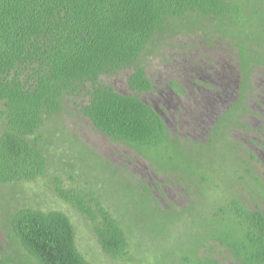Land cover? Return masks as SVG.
Returning a JSON list of instances; mask_svg holds the SVG:
<instances>
[{"label": "trees", "instance_id": "16d2710c", "mask_svg": "<svg viewBox=\"0 0 264 264\" xmlns=\"http://www.w3.org/2000/svg\"><path fill=\"white\" fill-rule=\"evenodd\" d=\"M215 25L219 28L213 33ZM198 34L208 43L217 36L234 43L247 75L253 62H264V0H0V184L47 175L49 135L43 128L65 111L71 97L82 98L81 113L113 142L137 151L159 172L172 173L175 169H160L152 161L159 153L174 163L180 156L175 146L179 139L143 99L155 90L143 56L164 50L177 36ZM123 72L129 74V94L105 80ZM171 85L181 92L176 81ZM241 100L228 112L239 108ZM222 122L221 117L215 129ZM178 177L187 191L198 190L196 181ZM240 178L246 180L245 174ZM256 179L254 188L249 187L263 205L250 208L238 196L217 204L204 246L194 256L182 255L178 264H224L216 256L224 253L234 264H264V184L260 188ZM208 181L201 175V183ZM86 183L68 189L56 177V193L78 212L106 257L120 264H144L135 255L130 226L109 209L92 180ZM147 192L153 195L148 186ZM175 208L173 204L170 210ZM7 215L0 225L9 227L8 247L39 264H97L80 249L73 215L35 207ZM17 261L0 252V264Z\"/></svg>", "mask_w": 264, "mask_h": 264}, {"label": "rangeland", "instance_id": "374dc122", "mask_svg": "<svg viewBox=\"0 0 264 264\" xmlns=\"http://www.w3.org/2000/svg\"><path fill=\"white\" fill-rule=\"evenodd\" d=\"M212 28L214 33L219 27ZM143 61L155 84V90L144 93L143 99L164 115L169 133L179 139L175 146L180 156L174 163L159 153L152 155V161L160 169L175 170L170 175L159 172L137 151L113 142L81 113L82 98L71 97L65 111L43 128V134L49 135L47 175L33 182L0 184V222L22 207L63 210L73 215L80 249L88 251L89 258L97 264H120L102 253L78 212L56 193V177L68 189L86 187L92 180L106 196L109 209L132 229L135 255L144 264H178L182 255L194 256L204 246L217 204L238 196L250 208L263 205L259 193L249 186L254 188L256 178L260 188L264 184V127L260 128L264 126L260 115L264 111V62H253L247 76L234 43L221 36L208 43L203 34L177 36L164 50L144 55ZM128 75L123 72L105 80L129 94ZM173 81L181 92L171 85ZM241 98L239 108L228 112ZM221 117L223 122L215 129ZM242 174L246 180H241ZM180 175L196 181L198 190L190 187L187 191ZM201 175L209 181L201 183ZM173 204L176 208L170 210ZM8 233L9 227L0 225V252L18 260L16 264H39L25 252L8 247ZM216 256L226 260L224 264H234L228 253Z\"/></svg>", "mask_w": 264, "mask_h": 264}, {"label": "flooded vegetation", "instance_id": "af4514ba", "mask_svg": "<svg viewBox=\"0 0 264 264\" xmlns=\"http://www.w3.org/2000/svg\"><path fill=\"white\" fill-rule=\"evenodd\" d=\"M222 99H224V98H221V100H222ZM216 101H218V100H216ZM263 107H264V106H263ZM159 113L161 114V112H160V111H159ZM225 113H226V111H225ZM225 113H224V114H225ZM161 115H162V114H161ZM260 115H261L262 117H264V111H263L262 113H260ZM162 117L164 118V121H165V122H166V124H167V121H166V119H165L164 115H162ZM167 126H168V124H167ZM261 127H264V126H260V128H261Z\"/></svg>", "mask_w": 264, "mask_h": 264}]
</instances>
